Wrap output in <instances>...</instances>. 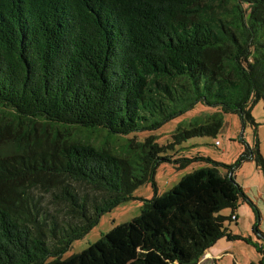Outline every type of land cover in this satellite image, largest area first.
Masks as SVG:
<instances>
[{"label": "trees", "instance_id": "obj_1", "mask_svg": "<svg viewBox=\"0 0 264 264\" xmlns=\"http://www.w3.org/2000/svg\"><path fill=\"white\" fill-rule=\"evenodd\" d=\"M260 101L264 0H0V264H197L236 239L235 213L221 215L245 198L233 167L159 194L165 148L135 138L118 153L104 132L156 130L200 104L257 130ZM246 160L264 168L258 139ZM147 184L139 217L62 259Z\"/></svg>", "mask_w": 264, "mask_h": 264}, {"label": "rangeland", "instance_id": "obj_2", "mask_svg": "<svg viewBox=\"0 0 264 264\" xmlns=\"http://www.w3.org/2000/svg\"><path fill=\"white\" fill-rule=\"evenodd\" d=\"M251 111L258 126L257 130L251 123L244 126L238 114H226L217 108L200 104L156 130L128 136L104 132L105 139L108 138L104 144L116 148L114 150L118 153L125 150L124 147L129 140L135 138L144 142L147 138L153 137L165 148L163 156L168 157L170 161L158 168L155 181L159 194L169 192L183 177L195 170L216 168L222 175H226L229 170L224 166L233 167L234 181L242 188L245 198L240 200L235 210L225 209L221 215L230 217L233 212L235 213L238 220L228 222V226L236 239L233 241L223 239L210 250L215 253L216 260L206 258L205 254L197 264H264V168L252 160L239 164L248 149L255 148L257 139L264 159V101L256 103ZM219 118L222 120V128L216 137L197 136L188 139L175 137L180 128L189 130L191 125H208ZM154 195L152 184L139 187L133 194V200L103 215L99 224L84 238L74 242L62 259L66 260L82 253L114 228L139 217L143 201L153 199ZM218 255L220 257H217ZM55 259L50 257L47 262Z\"/></svg>", "mask_w": 264, "mask_h": 264}, {"label": "crops", "instance_id": "obj_3", "mask_svg": "<svg viewBox=\"0 0 264 264\" xmlns=\"http://www.w3.org/2000/svg\"><path fill=\"white\" fill-rule=\"evenodd\" d=\"M237 220H238V218H237ZM221 241H223V240H221ZM221 241L218 242V243H221ZM210 250L206 253V256L205 257L206 258H209L210 260H216L215 255H214L215 253L214 252H211ZM217 257H220V255H218Z\"/></svg>", "mask_w": 264, "mask_h": 264}, {"label": "built area", "instance_id": "obj_4", "mask_svg": "<svg viewBox=\"0 0 264 264\" xmlns=\"http://www.w3.org/2000/svg\"><path fill=\"white\" fill-rule=\"evenodd\" d=\"M220 143H217V145H219ZM234 220H236V217L233 218Z\"/></svg>", "mask_w": 264, "mask_h": 264}]
</instances>
